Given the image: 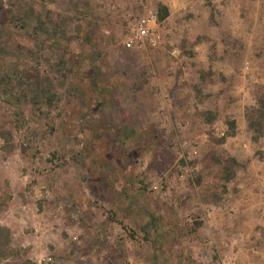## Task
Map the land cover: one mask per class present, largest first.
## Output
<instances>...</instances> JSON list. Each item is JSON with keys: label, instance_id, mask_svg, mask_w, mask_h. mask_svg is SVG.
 I'll return each instance as SVG.
<instances>
[{"label": "rangeland", "instance_id": "1", "mask_svg": "<svg viewBox=\"0 0 264 264\" xmlns=\"http://www.w3.org/2000/svg\"><path fill=\"white\" fill-rule=\"evenodd\" d=\"M0 264H264V0H0Z\"/></svg>", "mask_w": 264, "mask_h": 264}, {"label": "built area", "instance_id": "2", "mask_svg": "<svg viewBox=\"0 0 264 264\" xmlns=\"http://www.w3.org/2000/svg\"><path fill=\"white\" fill-rule=\"evenodd\" d=\"M165 28V21L161 20L158 13L149 11L138 17L132 24L125 44L134 49L156 48L164 42L163 31ZM172 53L177 54L179 50L173 49Z\"/></svg>", "mask_w": 264, "mask_h": 264}, {"label": "trees", "instance_id": "3", "mask_svg": "<svg viewBox=\"0 0 264 264\" xmlns=\"http://www.w3.org/2000/svg\"><path fill=\"white\" fill-rule=\"evenodd\" d=\"M167 15H168L167 8H164V12H163V14L161 15V18H165ZM253 124L256 126V124L252 122V126H253ZM255 126H254V127H255ZM255 128H256V127H255Z\"/></svg>", "mask_w": 264, "mask_h": 264}]
</instances>
